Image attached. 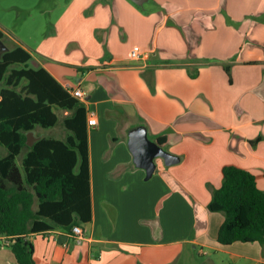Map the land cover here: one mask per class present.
Segmentation results:
<instances>
[{"label":"crops","instance_id":"0c3cea01","mask_svg":"<svg viewBox=\"0 0 264 264\" xmlns=\"http://www.w3.org/2000/svg\"><path fill=\"white\" fill-rule=\"evenodd\" d=\"M15 40L65 88L82 87L86 120L98 119L87 123L86 240L60 227L34 233L36 264H176L206 246L264 264L258 242L220 244L224 215L208 209L226 165L264 190V0H70L33 47ZM135 45L143 61L130 60ZM136 126L166 137L180 161L156 159L146 179L128 146ZM0 264H18L2 243Z\"/></svg>","mask_w":264,"mask_h":264},{"label":"trees","instance_id":"16d2710c","mask_svg":"<svg viewBox=\"0 0 264 264\" xmlns=\"http://www.w3.org/2000/svg\"><path fill=\"white\" fill-rule=\"evenodd\" d=\"M5 37L0 28V41ZM33 59L22 46L0 55V144L7 149L0 155V235L18 264H36L30 235L72 230L92 217L86 107ZM60 111L68 112L61 120L68 135L40 137L29 146L28 132L58 125ZM156 141L162 145L166 137ZM222 172L208 203L224 214L217 241L264 245V190L255 174L232 164Z\"/></svg>","mask_w":264,"mask_h":264},{"label":"rangeland","instance_id":"374dc122","mask_svg":"<svg viewBox=\"0 0 264 264\" xmlns=\"http://www.w3.org/2000/svg\"><path fill=\"white\" fill-rule=\"evenodd\" d=\"M69 2L70 0H0V27L7 33L4 44L12 48L16 45L15 39H19L29 47H33L35 42L52 31L54 21L61 16L64 6ZM145 5L149 7V3ZM0 48V53H3L2 47ZM63 113L60 111L61 119L58 125L49 128L38 126L36 133L41 137L64 138L68 130L61 122ZM34 136L36 137L35 132ZM6 153L7 149L0 144V155ZM21 157H18V162ZM161 159L157 158L158 161ZM219 213L224 215L222 212ZM203 251L206 253L200 254L198 249L189 248L176 264H235L229 254L221 250L206 246Z\"/></svg>","mask_w":264,"mask_h":264},{"label":"water","instance_id":"95a60500","mask_svg":"<svg viewBox=\"0 0 264 264\" xmlns=\"http://www.w3.org/2000/svg\"><path fill=\"white\" fill-rule=\"evenodd\" d=\"M138 4H143L146 0H132ZM0 47L3 51L8 50V47L3 41H0ZM1 55V53H0ZM2 83L0 82V92ZM37 137L34 136V131L27 134V144L33 145ZM128 146L133 155L134 163L137 167L143 168L146 171V179L153 176L158 157L162 158L166 165H173L180 161V157L162 147L157 141L150 139L147 128L144 126H136L130 129Z\"/></svg>","mask_w":264,"mask_h":264},{"label":"built area","instance_id":"2783aa9c","mask_svg":"<svg viewBox=\"0 0 264 264\" xmlns=\"http://www.w3.org/2000/svg\"><path fill=\"white\" fill-rule=\"evenodd\" d=\"M128 56H129L130 60L134 61V62L143 61L145 58L144 51H142V49L138 45L133 46V48L129 51ZM66 89L69 92V94L71 96L75 97L76 99H78L80 101L85 100L86 93L82 89V87H80V86L72 87V86L68 85L66 87ZM87 123L89 126H96L98 124V119H97V116L95 115V113H90L88 120H87ZM71 237L78 244H80L84 240H86L85 231L80 224H76L72 227ZM0 243L8 244L9 240H8V238L3 237V238H0Z\"/></svg>","mask_w":264,"mask_h":264},{"label":"flooded vegetation","instance_id":"af4514ba","mask_svg":"<svg viewBox=\"0 0 264 264\" xmlns=\"http://www.w3.org/2000/svg\"><path fill=\"white\" fill-rule=\"evenodd\" d=\"M1 49V48H0Z\"/></svg>","mask_w":264,"mask_h":264}]
</instances>
